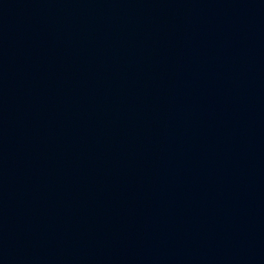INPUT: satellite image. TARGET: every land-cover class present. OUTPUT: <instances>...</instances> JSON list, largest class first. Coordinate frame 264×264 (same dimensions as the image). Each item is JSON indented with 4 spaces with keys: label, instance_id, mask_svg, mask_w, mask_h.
I'll use <instances>...</instances> for the list:
<instances>
[{
    "label": "water",
    "instance_id": "water-1",
    "mask_svg": "<svg viewBox=\"0 0 264 264\" xmlns=\"http://www.w3.org/2000/svg\"><path fill=\"white\" fill-rule=\"evenodd\" d=\"M0 210L39 264H264V0H0Z\"/></svg>",
    "mask_w": 264,
    "mask_h": 264
}]
</instances>
